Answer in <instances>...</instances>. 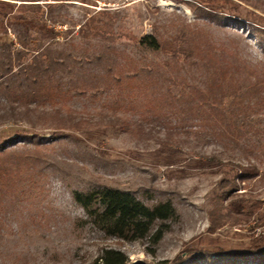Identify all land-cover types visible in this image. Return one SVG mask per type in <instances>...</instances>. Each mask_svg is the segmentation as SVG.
Instances as JSON below:
<instances>
[{
    "label": "rangeland",
    "instance_id": "obj_1",
    "mask_svg": "<svg viewBox=\"0 0 264 264\" xmlns=\"http://www.w3.org/2000/svg\"><path fill=\"white\" fill-rule=\"evenodd\" d=\"M234 1L242 15L264 17V6ZM21 3H39L42 11ZM90 16L115 37L83 35ZM239 18L218 20L194 0H0V40L20 49L17 32H29L41 57L56 60L49 70L55 101H12L21 118L0 121V143L16 153L0 169V264H93L104 249L122 251L127 264H178L264 243V225L257 226L264 207V26ZM119 33L157 35L162 48H141ZM167 87L177 102L158 109ZM8 92L1 96L13 100ZM216 105L234 123L209 110ZM196 106L202 116L191 112ZM243 172L251 173L226 204L233 212L259 209L210 229L218 182ZM100 185L129 190L149 205L171 200L176 216L163 238L121 241L95 227L73 193Z\"/></svg>",
    "mask_w": 264,
    "mask_h": 264
},
{
    "label": "trees",
    "instance_id": "obj_2",
    "mask_svg": "<svg viewBox=\"0 0 264 264\" xmlns=\"http://www.w3.org/2000/svg\"><path fill=\"white\" fill-rule=\"evenodd\" d=\"M240 1L250 3L254 6H264V0ZM194 3L202 12L218 20L224 18L228 20V17L235 16L240 17L239 19L248 20L256 26H264L263 16L256 15L253 11H247L245 15H242L240 11L241 5L234 0H194ZM223 6H227L228 9L224 13L214 10V7ZM21 7H28L32 11H42L39 3H21ZM93 19L94 16H90L80 26V32L83 35H104L109 39L115 37V33L109 28L108 23L105 22L102 26H97L94 24ZM119 36L133 39L139 47L153 52H157L162 48L161 39L154 34H144L139 38L123 33H119L117 37ZM16 39L21 47L20 49H13L10 42L0 40V109L3 110L0 113V121L15 122L21 118L20 113H18L19 108L13 106L12 101L19 102V105L23 102L27 104L32 99L39 98V95L44 96L50 102L55 101V96L52 92L54 87L50 86L53 85V82L50 80L49 70L53 67L56 60L48 54H45V57H41L40 54L42 53L38 48L39 45L35 44L37 42L31 44L32 41L37 40V37L29 32H17ZM29 51H33L30 60L26 62L21 61V56ZM14 64L16 69L13 68ZM44 82L46 83L44 84ZM13 84H17V87L11 86ZM32 87L36 88L33 89ZM8 91H12L13 95L16 96L13 97V100L1 96L3 95L1 94L2 92L6 95L9 93ZM26 92L30 93L27 94ZM172 101L177 102L176 97L171 94V89L167 87L165 93L158 100V109H163L166 105L169 106ZM217 106H209V110L214 112L216 116L221 114V118L224 115L222 119L234 123L235 117H226V114H224L225 111ZM199 107L202 110V107ZM193 109L198 110L197 106L195 108L191 107L190 110L196 115L202 116V114H198L201 112L200 109L197 112H194ZM155 110H157L156 107ZM57 112L58 110L55 109L53 114L60 122L61 115ZM24 113H26L25 110ZM69 116L70 114L66 113L65 118L67 119ZM207 116H209L208 112ZM66 119H63V121ZM57 126L62 127L63 125L58 124ZM28 138L35 139L32 143L35 146L41 144L40 140L42 141V138H37L32 135H28ZM6 144L7 142L0 143V169L4 168L3 160L16 157L14 150H8ZM17 164L19 166L23 164V159L19 158V156L17 158ZM234 165L238 167L237 170L241 168L240 164ZM251 167L252 169H256L255 165H251ZM2 172H4L3 169ZM250 173L243 172L239 177H234L231 180L222 178L218 182V188L212 198V207L209 211L208 219L210 229L215 230L220 228L227 222L238 223L243 219H249L259 209L258 204H253L248 210L233 212L226 204L227 200L239 189L240 182L244 177L243 175ZM73 198L86 211L90 222L95 227L121 241L148 240L152 244H157L169 229L170 221L176 216L175 205L169 199L159 200L149 205L129 190L106 185L97 186L88 193L74 192ZM261 225H264V207L262 208L261 216L257 219V226ZM249 260H253L255 264H264V243L260 247L242 254L222 255L217 252L206 251L199 256H193L188 261H181L178 264H248ZM127 262L128 258L122 251L104 249L93 264H127Z\"/></svg>",
    "mask_w": 264,
    "mask_h": 264
}]
</instances>
